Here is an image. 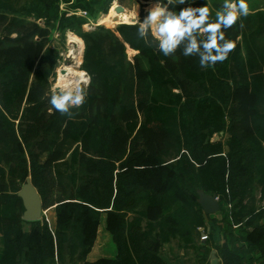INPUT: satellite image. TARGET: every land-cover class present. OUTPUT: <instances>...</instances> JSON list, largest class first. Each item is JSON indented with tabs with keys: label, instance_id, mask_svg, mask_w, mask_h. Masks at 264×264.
<instances>
[{
	"label": "trees",
	"instance_id": "trees-1",
	"mask_svg": "<svg viewBox=\"0 0 264 264\" xmlns=\"http://www.w3.org/2000/svg\"><path fill=\"white\" fill-rule=\"evenodd\" d=\"M60 1L0 0V264H168L161 252L174 241L207 260L209 242L196 241L201 192L232 206L230 226L252 228L248 253L225 242L220 264L256 252L264 264V209L252 193L264 196V4L225 30L236 44L228 58L201 68L183 46L165 56L150 35L149 46L136 25L85 32L86 19L62 14ZM111 2L76 0L69 11L94 18ZM204 5L214 20L207 0L193 4ZM54 29L86 47L91 85L72 119L49 103L61 61ZM29 178L44 210L55 208L53 228L23 219L17 195ZM103 216L117 256L89 262Z\"/></svg>",
	"mask_w": 264,
	"mask_h": 264
},
{
	"label": "clouds",
	"instance_id": "clouds-1",
	"mask_svg": "<svg viewBox=\"0 0 264 264\" xmlns=\"http://www.w3.org/2000/svg\"><path fill=\"white\" fill-rule=\"evenodd\" d=\"M185 3L186 0H175V3L167 0L166 4L157 0L143 20H133L138 38L149 46L155 41L165 56L173 55L183 46V55L198 57L201 68L225 61L236 48L234 41L226 39L225 30L250 14L247 0H224L215 12L214 20L210 8L207 5L195 7L194 0H188V6L179 11L169 10L168 5ZM149 35L152 41L148 40ZM66 73L51 89L49 103L52 109L72 119L77 114L73 109H79L85 103L90 80L81 83L71 72L66 70Z\"/></svg>",
	"mask_w": 264,
	"mask_h": 264
},
{
	"label": "rangeland",
	"instance_id": "rangeland-1",
	"mask_svg": "<svg viewBox=\"0 0 264 264\" xmlns=\"http://www.w3.org/2000/svg\"><path fill=\"white\" fill-rule=\"evenodd\" d=\"M32 0H20L21 4H25L26 2H31ZM65 0L60 1V12L66 14L67 17L77 16L86 19L85 25H83V29L85 32L95 31L98 27H104L111 31H116V29L121 25H134L132 23H122L120 22L117 25H110L109 23L102 24L101 20L105 18L114 2H117L119 6L125 9V12H132L136 14L135 19L143 20L144 17L148 15V10L157 2V0H112L108 12L107 13H100L97 17L91 18L90 15L83 10H74L69 11V8L75 3L76 0H72V3L67 4L64 2ZM201 1V0H194V2ZM209 5L215 9V11L219 10L224 2V0H207ZM162 3H167V0H160ZM175 3V0H173ZM249 5V9L263 7L264 0H247ZM188 5V0L183 5ZM183 5H176V6H183ZM169 10L172 5H168ZM71 10V9H70ZM87 13L86 16H83V13ZM117 13V12H116ZM121 13V14H123ZM138 13V15H137ZM118 14V13H117ZM83 16V17H82ZM43 21H39L38 24L44 26ZM74 38H77L79 42L74 41ZM49 45L52 48L58 49L61 56V61H59V65L56 70V77L52 80L51 89L59 84L62 79V74H67L71 72L77 79L83 83L84 81H89L90 84L87 87V93L91 85V77L90 75L84 70V58H85V42L81 37L76 35L74 32L67 31L65 35L61 33V31H57L56 29L51 31L50 43ZM128 60L134 62V58L138 55L137 52L131 50L130 48L127 49ZM80 74H83V78H80ZM51 94V90H50ZM50 96V95H49ZM220 136H215L214 141L221 139ZM226 141V138L223 139V142ZM252 193L257 197L258 201H261L258 205L260 211L264 209V196H262L259 189L256 186L252 187ZM219 201V198H218ZM200 202V199L198 200ZM232 206L228 205L224 208L221 207L220 211L214 215H205V227L199 229V236L197 237L196 241L199 246L205 245L209 242L210 252L208 254V259L206 260L204 257L205 251L202 248H198L196 250H183L177 241L172 242L171 244L166 245L161 255L166 260L168 264H211V256L213 252L217 253V257L220 260L218 249L225 243L231 247L236 252H240L243 254L248 253V249L243 243L244 241V231H252V228H246L245 230L241 231V228L230 226L227 223V216L228 212ZM53 208L48 210H44L42 217L44 216L48 222H51L53 213L50 211ZM54 211V210H53ZM205 213V212H204ZM43 217V218H44ZM264 221V220H263ZM32 222V221H28ZM26 228L29 230L30 226L26 225ZM204 235V236H202ZM204 239L202 240V238ZM209 238V239H208ZM106 239V238H105ZM208 239V240H207ZM107 240V239H106ZM207 240V241H206ZM103 241V240H102ZM109 243V244H108ZM107 248V251L104 253L107 256L111 255L110 253L113 252V257L116 256V247L110 238L109 242L104 241L102 245L99 246L100 248ZM252 255V256H251ZM248 255L244 258L243 264H262V255L259 252L254 254Z\"/></svg>",
	"mask_w": 264,
	"mask_h": 264
},
{
	"label": "water",
	"instance_id": "water-1",
	"mask_svg": "<svg viewBox=\"0 0 264 264\" xmlns=\"http://www.w3.org/2000/svg\"><path fill=\"white\" fill-rule=\"evenodd\" d=\"M124 11L125 9L121 6L116 9V12L118 14H121ZM17 196L23 202V206L25 209L23 219L25 221L38 222L43 220V202L38 191L33 186L30 178L26 180V183L23 185L21 191L18 193ZM199 196V204L206 215H214L220 211V204L215 196H211L203 192H201ZM211 264H220V260L218 259L216 252H213L211 256Z\"/></svg>",
	"mask_w": 264,
	"mask_h": 264
},
{
	"label": "crops",
	"instance_id": "crops-1",
	"mask_svg": "<svg viewBox=\"0 0 264 264\" xmlns=\"http://www.w3.org/2000/svg\"><path fill=\"white\" fill-rule=\"evenodd\" d=\"M216 141H219V140H216ZM54 209L50 210V211L54 212L53 216H52V220H51V222H49L50 226L52 228L55 226V223H56V215H55V211H53ZM26 230H28V229L26 228ZM110 238H111L110 234L106 231V219H105V216H103L101 225H100L99 230H98V236H97V240H96L95 246L92 249V252L90 253V255L88 256V261L89 262H96L97 260L102 259V258H111V259H113L112 257H113V252L114 251H112L110 253L111 255H109V256L104 254L107 251L106 247L100 248V251H98L99 250V246L102 245V243L104 241L109 242ZM115 254L117 256V252Z\"/></svg>",
	"mask_w": 264,
	"mask_h": 264
},
{
	"label": "bare ground",
	"instance_id": "bare-ground-1",
	"mask_svg": "<svg viewBox=\"0 0 264 264\" xmlns=\"http://www.w3.org/2000/svg\"><path fill=\"white\" fill-rule=\"evenodd\" d=\"M118 7H119V4L117 2H114L109 14L101 20V23L102 24L109 23L110 25H117L120 22L132 23V21L136 18V14H134V11H133V13L132 12H125L123 14H117L116 9ZM74 41L79 42V40L77 38H74ZM80 78H83V74H80Z\"/></svg>",
	"mask_w": 264,
	"mask_h": 264
},
{
	"label": "built area",
	"instance_id": "built-area-1",
	"mask_svg": "<svg viewBox=\"0 0 264 264\" xmlns=\"http://www.w3.org/2000/svg\"><path fill=\"white\" fill-rule=\"evenodd\" d=\"M82 15H83V16H86L87 13L85 12V13H83ZM83 16H82V17H83ZM202 236H204V235H202ZM201 238H202V237H201ZM203 239H204V237L202 238V240H203Z\"/></svg>",
	"mask_w": 264,
	"mask_h": 264
}]
</instances>
